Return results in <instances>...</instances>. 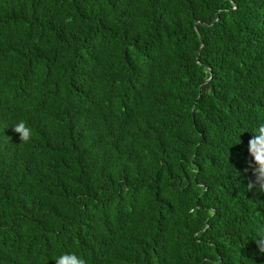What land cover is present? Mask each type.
Instances as JSON below:
<instances>
[{"label":"trees","instance_id":"1","mask_svg":"<svg viewBox=\"0 0 264 264\" xmlns=\"http://www.w3.org/2000/svg\"><path fill=\"white\" fill-rule=\"evenodd\" d=\"M259 121L264 0H0V264H264Z\"/></svg>","mask_w":264,"mask_h":264},{"label":"clouds","instance_id":"2","mask_svg":"<svg viewBox=\"0 0 264 264\" xmlns=\"http://www.w3.org/2000/svg\"><path fill=\"white\" fill-rule=\"evenodd\" d=\"M13 126L14 130L20 134L22 142L30 140L32 129L25 120L21 119ZM250 131L253 133V137L249 141L248 151L252 158L251 165L255 179L247 184L246 189L264 192V121L257 122ZM257 241L260 245V251L264 252V232L259 235ZM52 259L55 260L56 264H87V261L77 251L73 250L61 251Z\"/></svg>","mask_w":264,"mask_h":264}]
</instances>
